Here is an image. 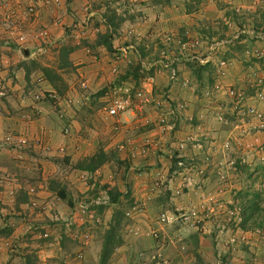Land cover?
<instances>
[{
	"label": "crops",
	"instance_id": "0c3cea01",
	"mask_svg": "<svg viewBox=\"0 0 264 264\" xmlns=\"http://www.w3.org/2000/svg\"><path fill=\"white\" fill-rule=\"evenodd\" d=\"M30 1H21L20 8ZM94 1L72 0L68 12L63 3L56 9H39L37 28L50 33L47 49L40 39L20 47L14 40L0 39V87L6 92L0 111V264H16L17 257L10 258V254L20 249L25 254L22 264L31 254L35 264H70V253L75 250L71 241L74 231L69 227L77 216L74 196L76 192L88 195L97 181L101 184L108 168L105 165L87 173L75 165L94 156L102 146L106 150L113 147L126 162L131 197L142 204L131 213L109 264H264V223L251 227L247 222L264 215V196L259 195L255 202L256 214L249 212L254 201L244 199L240 211L249 226L245 225V230L232 228L225 218L227 209L239 202L236 193L251 184L246 179L247 184L241 187L240 174L253 166L264 169V162H260L264 161V127L244 112V107L250 106L264 112L255 87L257 81L264 80V43L233 36L246 24L264 31V14L255 15L258 8L264 9V0H243L248 12L253 8L245 24L233 13V17L226 15L228 20L221 30L215 31L216 23L208 24L213 34L205 38L218 34L217 40H223L229 33L228 39L235 38L224 51L227 55H219L230 64L222 76L212 69L209 83L205 78L194 80L185 63L177 66L172 83L165 72H156L153 95L162 109L126 112L118 118L104 113L106 92L96 94L118 83L139 86L143 78L132 79L127 75L128 67L139 60L146 64L157 60L164 36L177 28L193 27V20L189 21L195 16L185 12L189 0H164L171 6L139 0L137 7L122 9L116 5L126 0H99L104 3L99 5ZM221 1L200 0L199 5H212L208 19L221 18ZM160 4L164 13L156 16L154 10ZM108 6L115 7L122 19L118 27H112L103 15ZM86 10L91 20L84 33L80 23ZM197 20L201 22L203 17ZM106 33L111 35V52L96 44L97 37ZM74 35L86 36V41L75 40ZM195 53H199L197 48ZM44 70H53L59 80L52 84ZM216 84L236 89L242 106L237 107L224 91L216 92ZM194 86L203 89L194 93ZM209 90L211 98L202 99L200 93ZM215 115L221 116L222 122ZM114 127L119 130L114 131ZM65 128H70V135L64 134ZM111 132L114 135L110 136ZM18 139L27 144L19 145ZM145 142L155 145L142 154ZM225 142L229 143L227 148ZM232 154L235 157L231 159ZM159 183L164 185V193L155 187ZM107 209L97 211L98 217L109 213ZM161 213L173 217V223L160 224L157 218ZM44 235L48 238L43 240ZM232 237L235 245L229 243ZM52 256L57 260L49 259Z\"/></svg>",
	"mask_w": 264,
	"mask_h": 264
},
{
	"label": "rangeland",
	"instance_id": "374dc122",
	"mask_svg": "<svg viewBox=\"0 0 264 264\" xmlns=\"http://www.w3.org/2000/svg\"><path fill=\"white\" fill-rule=\"evenodd\" d=\"M21 1H24V0H4V1L0 0V39H2V40H8L9 39L12 41L14 40V43L16 45H18L19 47L21 44H27L30 41L32 42L33 40L40 39L41 46L42 45L45 46L43 49H45V48L47 49L50 46V43H49L50 33L48 32V30H45V29L41 30V29L37 28L39 9L40 8L56 9V8H59L63 2L61 0H31L30 4L27 5L26 7H24V9H23V8H20ZM71 1L72 0H64L63 4L66 5V7L64 9L65 12L67 11L66 9L68 7V4ZM111 1L112 0H109V2H111ZM156 1H160L162 3H165L167 6L169 5V3L164 1V0H156ZM196 1L197 0H189V2H188L189 6H188V8L186 7V9H185V10H187L185 12H188L186 14H189V15L193 14L195 16V17L190 18L191 20L189 21V23H191V21L193 20L195 25L193 27L187 26L186 29L177 28L176 31L168 33L162 39V41H163L162 45L163 46L162 47L159 46L158 51H159V57H160L162 52H165V51L170 50V49L174 50L173 48H171V46L175 47V49H177V50H178V48L183 50L182 47H184L183 44H185V49H187V50H183L182 58H184V59L180 60V63L178 64V66L185 63L186 65H188L191 68V70L193 72L192 76H193L194 80L202 81L205 78L207 80V83H209V80L211 81L210 76L212 74L210 70L214 69V72L217 76H222L224 74V72L226 71L227 67L230 65L228 63V61L222 60V59H224V57H219V55L221 53L222 54L225 53L224 51L228 47L233 45L232 39H235V38H232L231 40H230V38L228 39V37H231V33H229V36L227 37V39H223V40H217V39H220V36L218 34L213 35L212 38L210 36H207L208 39L205 38L206 35L213 34V33L210 34L211 29H210L208 24L216 23L218 29L215 31H218L219 29L221 30L223 27L222 25L225 24L228 20V18L226 17V15L228 13L231 15V17H233V14H234L237 19L244 21V19L246 20V19H248V17H250L251 11L253 8L248 12L246 10L248 5L247 4L244 5L243 0H222L220 2V6L222 8L221 9V11H222L221 18L211 16L208 19L209 13L213 9L212 5L209 3L208 4L202 3V5H199L200 0L198 1V3H195ZM174 2H176V1H174ZM174 2H173V6L176 7L177 5ZM100 3L104 4V3L100 2L99 0L94 1L95 5H99ZM138 4H139V0H126V1H120L119 4L116 6H117V8L121 7V9H122L123 7H131V8H133V6L137 7ZM178 4H180V3L178 2ZM169 6H171V5H169ZM106 8H105V12L103 14L105 18L106 17L109 18L110 15H112V13L114 12L115 17L117 18L116 22H119V20H122V19H119V17L117 16V11L115 10V7H113V8L109 7L107 9ZM10 13H13L12 17L7 19V20H4L7 18V15L10 16ZM154 13H156V16L160 15L161 13L163 14L164 13V5L163 4L158 5L156 10H154ZM231 13H233V14H231ZM261 14H264V9L258 8L255 11V15L259 16ZM84 16L85 17H84L83 22L80 23V30L85 33V30L89 24V21L91 20V16L89 15L88 10H86V13L84 14ZM201 16L203 17V20L200 22V20H197V19ZM252 16H253V14H252ZM204 18H206L208 20H205ZM203 22L205 23V26H204ZM244 24H245V21H244ZM246 25H245V27L243 26L244 28L240 29L235 34H233V36L237 35V38L239 36H248L253 41H258L260 43H264V41L257 40L256 38H254V34L255 35H256V33L257 34H264V31H261L260 29H257L255 27L252 28L250 25H248V26H246ZM252 26H254V25H252ZM188 27L192 28V29L189 28L191 30V33L188 31L189 30ZM155 28H156V26H155ZM224 28H227V27L224 26ZM202 29H203V31H201ZM77 32H79V30H77ZM45 33H46V35L42 36ZM202 33H205V34L201 35ZM191 34H194L195 36H193ZM198 35L201 36L202 38L199 37ZM18 37H23L24 41L23 42H17ZM74 37H76V36L74 35ZM74 39H72V40L73 41H75V40L79 41L80 40L81 42H84V40L86 39V36H83V37L79 36V37H76L75 40ZM220 41H224L225 42L224 45L222 44L221 46L218 47V49L215 48V50H214L215 52L210 54L208 51H209V48L211 47V45L218 43ZM8 42H10V41H8ZM63 47L64 46H62L61 48H63ZM87 48H89L88 44H87L86 49ZM196 48L199 52L198 54L195 53ZM136 50L137 51H134V53L138 54L137 52H139V49H136ZM177 50H175V51H177ZM223 55L224 56L227 55V52ZM213 58H214V60H213ZM206 59L208 62L206 61ZM204 60H205V62H207V64L204 62ZM207 65H209L210 68L208 67V69H206ZM197 71H200V72L197 73ZM132 79H134V78L132 77ZM197 84H198V82H197ZM255 87H257V93H256L257 98H258V95L261 94L262 99H260V101L264 102V80L257 81L255 84ZM194 88H195L194 93L203 89V88L198 89L195 86H194ZM224 88L225 87H223V89H222L220 84H216L214 89L216 92L224 91L225 95H227V97L229 99H231L232 102L235 101L234 103H235V105H237V107H240L242 96H240L237 93L236 89H234L232 87L225 88V89ZM230 89H233L235 91V95L229 96L227 94V90H230ZM212 90L213 89H211V91ZM210 94H212V92H210V90L206 91L205 93L203 91L200 93V95H202V97H203L202 99H204V100H207L208 97L211 98ZM154 99L157 103H160L159 99H156L155 97H154ZM236 101H237V104H236ZM162 107L160 105L152 104L150 106L149 105L144 106V107L140 108L138 111L141 113H150L151 111L157 112V110L162 109ZM250 107H253V106H250ZM246 108L247 107H244V112L246 111ZM253 108L257 112L261 113L262 116H264V112L256 109L255 107H253ZM138 111H135V112H138ZM245 114L243 113V115H245ZM158 117H161V116H158ZM216 117L217 116L215 115V118ZM251 118H254L260 124V127H264V126H262V121L258 120L254 116ZM216 119L219 122H222L221 116L216 118ZM113 130L118 131L119 128L114 127ZM112 134H113V132L110 133V136H112ZM261 143L262 142H259L258 147L261 145ZM151 145L154 148L155 143L148 144V142H145V144L142 145V147L140 148V150H141L140 152L142 154L148 152L149 149H151L150 148ZM228 145H229L228 142L224 143L225 148H227ZM103 149L104 148L102 146V148H100L98 151L101 150L107 155L108 160L102 166L106 165V166H108V168L104 169L105 175L103 176L104 179L102 180L101 184H99L98 181H97V183L95 182L96 185L93 186V188H91L90 190H88V195H86V193L78 194V192H76L77 194H75V196H74L75 202H76L75 208H76L77 216H76V219L73 220V222L69 226L72 229V231H74L73 236L71 238V241H73V243L75 244V250L72 253H70V256H71L70 264H100L103 239L106 235V232L109 229V226L111 225L116 230L114 242L117 240V238L119 239V243H120V241L122 242L123 232H124V230H126L125 228L129 224L130 219L132 217L131 213L136 212L138 210V206L142 207V204L135 203L134 198L131 197V194H132L130 191L131 184L127 182V175L128 174L126 175V172L129 173V171L126 170V165H125L126 162H124L123 160H120V157L118 156L117 150L113 149V147H111V149H109V150L104 149L105 151ZM98 151L95 153V155L98 153ZM234 157L235 156L233 154L230 155L231 159ZM86 159H88V158H84L83 160L85 161ZM113 159H114V161H113ZM116 159L118 162H120V161L123 162L124 163L123 166L119 165L117 163ZM178 162H181V161H178ZM260 162H264V161H260ZM84 163L86 164V162H84ZM101 167H99V168H101ZM256 167L254 168V166H253L250 171H247L246 173L240 174L241 180H242V182H240L241 187L243 185L247 184L245 182L246 179H248V182L250 181L251 184L246 185L245 189L243 188L244 190L242 189L236 193V198L239 199L238 200L239 202H237L236 205L234 204L235 207H232L231 209L229 208L226 211V214H225L226 217L225 218H226L227 222L229 223V225L234 229L239 228L241 230H245V225H247V223L243 219H241V211H240L241 209L244 208V205H242L244 203V199H246V202H248L249 199H250V201L253 200L254 202H256V200H258V198L260 196H264L261 194V192L264 191V171H262V169L260 170L259 166H258L259 169H258V167L257 168ZM94 172H92V173H94ZM87 173H89V172H87ZM91 181H92V179H90V180L86 179V182H90L92 184L93 182H91ZM105 186H108L109 189H116L117 191H120V193L123 195L120 198L118 205L110 206L108 204V200H107V205H102L104 208H107V207L110 208V209H107L110 211L109 213L108 212L106 214L104 213L102 215H99V217H98L97 211L101 210L100 207H102V206H99V207L90 206L89 208H91V210H93V211H84L83 209L79 208V204H82V203L88 204L90 202V200L94 199V198L105 197L107 199V195H106L107 190L104 189ZM155 187L158 188L159 190L161 189L162 193H164V185H160V183H159V186H155ZM148 191L149 190L146 191L147 194H148ZM257 202H259V201H257ZM99 213H102V210ZM253 214H256V213H253ZM165 217H167V216L164 213H161L158 216L157 221L162 225L163 224L169 225V223H167L166 221L162 222ZM258 218H259V214L256 216V218L247 220V222L249 223V226L252 227V225H253V227H254V225H256L257 223H260V222L264 223V222H262V221H264V215H262V218H259V219ZM59 222H61V220H59ZM67 227H68V225H67ZM127 231L129 232V230H127ZM43 238H48V235H44L42 237V239ZM90 246L95 247V250L89 248ZM117 247H115L113 249L112 253H110V256H109V258L105 264H109V261L112 257V254L114 253V250ZM97 250H98V253H97ZM23 253H24V250H21V249L18 252H12V254H10V258H13V256H16L17 258H19V259H17V258L15 259L16 264H18V263L22 264V258L25 257L24 256L25 254H23ZM86 254L89 255V259L85 258ZM27 257L28 258H27L26 264H35L36 259L34 258L35 256L33 254H31L30 256H27ZM49 259H53V261L54 260L56 261L57 256H52ZM68 260H69V258H68ZM67 264H69V263H67Z\"/></svg>",
	"mask_w": 264,
	"mask_h": 264
},
{
	"label": "built area",
	"instance_id": "2783aa9c",
	"mask_svg": "<svg viewBox=\"0 0 264 264\" xmlns=\"http://www.w3.org/2000/svg\"><path fill=\"white\" fill-rule=\"evenodd\" d=\"M12 15L13 13H10V16L7 15V18L4 20L11 18ZM45 35L46 33L42 36H45ZM254 38H256L257 40L264 41V34L256 33V35L254 34ZM23 41H24L23 37H18L17 42H23ZM224 43H225L224 41H220L218 43L211 45L208 52L210 54L214 53L215 48L218 49V47L221 46L222 44L224 45ZM182 48L184 50V47ZM127 49L132 50V48H127ZM183 50L179 48L176 52L175 50H167L165 52H162L161 56L157 60L151 63H147V64L146 62L139 60L144 70L152 69V74L145 75V77H143L139 86L137 87L131 86L126 83H118V84L111 85L107 89L105 96H104L103 110H104L105 115L110 118H118L121 115L125 114L126 112H135L144 106H148V105L150 106L152 104L160 105V103H157L155 101L154 95L152 94L153 93V81H154L153 75L156 72H160V71L165 72L168 77V81L170 83L174 82L177 77V66L180 63V60L184 59L182 58ZM124 51L126 52V50ZM112 72H115V68L112 69ZM80 87L84 88L83 82L80 83ZM227 94L229 96H233L235 95V91L233 89L227 90ZM5 97H6L5 90L2 87H0V111L2 109L1 108L2 101L3 99H5ZM34 97L36 100H39L40 98L39 94H36ZM258 98L262 99L261 94L258 95ZM67 102L70 103V101H67ZM245 113L250 117L254 116L258 120L262 121V126H264V116H262L261 113L257 112L253 107H247ZM63 132L66 135L71 134L70 128H65ZM17 143L19 145L27 144L26 141L23 139H18ZM177 165L179 167H183L182 162H178ZM33 192H34L33 190H30V193H33ZM106 204H107V199L105 197H99V198L91 199L88 204L87 203L79 204V208L83 209L84 211H93L91 210V208H89L90 206L99 207V206L106 205ZM32 206H35V203H33ZM181 218L184 220L187 219L186 216H182ZM173 220H174L173 217L171 218L165 217L162 222L166 221L167 223L171 224L173 223ZM229 243L230 245H235L236 239L232 237L229 240Z\"/></svg>",
	"mask_w": 264,
	"mask_h": 264
},
{
	"label": "trees",
	"instance_id": "16d2710c",
	"mask_svg": "<svg viewBox=\"0 0 264 264\" xmlns=\"http://www.w3.org/2000/svg\"><path fill=\"white\" fill-rule=\"evenodd\" d=\"M116 17H115V13L113 12L112 15H110V17H106V20L108 21V23L112 26V27H118V25L120 24V20L119 22H116ZM97 45H102L104 46L109 52L112 51V43H111V35L109 33H106L104 35H99L97 38ZM66 49H62V55L65 56L66 54ZM66 63V62H64ZM67 65H69L68 63H66ZM128 72L127 75L128 76H132L134 79H137L138 77L143 78L145 75L147 74H152V69L151 70H144L140 64V62L137 61L136 64L134 65H130L128 67ZM200 70V69H199ZM45 72V76L49 79V81L54 84L55 82H57L59 80L58 74H56L53 70H44ZM200 71H197V73ZM127 75L125 78H127ZM143 76V77H142ZM104 92H106L105 90H102L100 92H98L96 94V96H103ZM108 158L107 155L103 152V151H98V153L96 155H94L91 158L86 159L85 161H79L78 163H76L75 168L80 170V171H84V172H89L92 173L95 170H97L99 167H101L102 165H104L107 162ZM180 160V159H179ZM114 161V159H113ZM117 161V159H116ZM86 162V164L84 163ZM178 162V161H177ZM117 163L119 165L123 166V162H118ZM262 171H264V169H262ZM104 189H106V195H107V200H108V204L110 206H114V205H118L120 198L123 196L119 191H117L116 189H109L108 186H105ZM60 196L63 198V195L60 194ZM126 196V195H125ZM256 199V198H255ZM70 206H72L71 203H69ZM107 205V204H106ZM254 205V209H252L251 207H249L250 211L249 212H255L257 210V206L256 203L253 202ZM106 207V206H105ZM101 209L104 208L103 206L100 207ZM115 228H113L111 225L109 226L108 231L106 232V235L103 239V246H102V250H101V258H100V264H105L110 256V253H112L113 249L115 247H117L120 243H119V239L117 238V240L114 242L115 240Z\"/></svg>",
	"mask_w": 264,
	"mask_h": 264
},
{
	"label": "water",
	"instance_id": "95a60500",
	"mask_svg": "<svg viewBox=\"0 0 264 264\" xmlns=\"http://www.w3.org/2000/svg\"><path fill=\"white\" fill-rule=\"evenodd\" d=\"M25 54H27L26 51H25Z\"/></svg>",
	"mask_w": 264,
	"mask_h": 264
}]
</instances>
